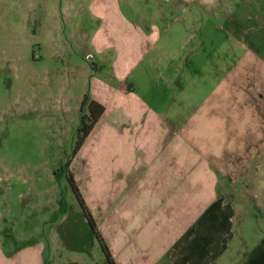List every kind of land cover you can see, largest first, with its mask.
I'll return each mask as SVG.
<instances>
[{
	"label": "crops",
	"instance_id": "crops-1",
	"mask_svg": "<svg viewBox=\"0 0 264 264\" xmlns=\"http://www.w3.org/2000/svg\"><path fill=\"white\" fill-rule=\"evenodd\" d=\"M194 13L206 14V0H0V62L35 59L37 40L27 38L44 30V116L76 115L79 126L87 92L104 107L69 171L117 264H264V199L243 198L234 178L264 163V104L251 102L263 91L214 88L215 100L208 93L199 104L204 115L187 118L159 64ZM19 15L28 23L17 24ZM18 28L27 35L22 58ZM66 77L74 104L63 98ZM254 173L264 190V166ZM83 190L103 191V225ZM79 214L85 231L65 214L30 246L0 243V264H108Z\"/></svg>",
	"mask_w": 264,
	"mask_h": 264
},
{
	"label": "rangeland",
	"instance_id": "rangeland-1",
	"mask_svg": "<svg viewBox=\"0 0 264 264\" xmlns=\"http://www.w3.org/2000/svg\"><path fill=\"white\" fill-rule=\"evenodd\" d=\"M198 4L194 1L192 8ZM186 16L188 18L189 14ZM26 18L19 15L17 24L28 23ZM192 18V24L187 21L186 29L182 30L180 23L177 24L176 45L171 46L170 53L159 62L168 64L169 77L176 80L174 85L170 84L172 89H177L171 103L185 101L181 88L186 87L187 92V88L191 90L189 98L186 94V103H181L183 108L179 109L176 103V110H183L187 118L195 112L204 115L206 105L202 109L199 104L208 93L211 100H215L213 92L217 87H225L229 92L250 88L257 98L262 91L264 94V79L261 78L264 75V0H206V14L194 13ZM180 32L183 34L178 35ZM30 35L27 38L22 29H17V57L26 54L21 45H26L30 39L37 40L32 52L35 59L0 62V243L12 240L17 246H30L33 240L44 238L45 231L54 225L58 215L57 220L65 214L72 215L76 227L85 231L79 216L83 212L70 185L64 176L54 177L72 156L78 118L76 115L44 116V82L47 81L44 77V30L36 32L33 29ZM251 38H255L256 44H250ZM185 55L189 57L187 62L182 60ZM64 80V101L74 104L71 99L77 91L69 85L67 77ZM251 102L264 104V100L258 99ZM263 166L261 157L247 164L242 173L234 177L246 200L251 198L257 203L264 199V190L256 186L254 173L255 170L260 172ZM248 183L250 188L246 187ZM83 192L102 220L103 191ZM58 198L59 208L54 202ZM62 205L65 212L59 214ZM245 210L246 206L239 211L240 216ZM257 211L260 213L258 207ZM245 222L246 225L259 223L252 218H246ZM256 224L248 229L250 238L257 236ZM97 251L103 256L99 247Z\"/></svg>",
	"mask_w": 264,
	"mask_h": 264
},
{
	"label": "trees",
	"instance_id": "trees-1",
	"mask_svg": "<svg viewBox=\"0 0 264 264\" xmlns=\"http://www.w3.org/2000/svg\"><path fill=\"white\" fill-rule=\"evenodd\" d=\"M104 112V107L96 102L95 100H93L91 98V95L89 92H87L84 97L83 100L81 102V107H80V124L77 128L76 134H75V143H74V148H73V152H72V156L70 157V159L68 160V162L64 165V167H61L58 171L57 174L62 175L65 177V179L67 180L68 184L70 185L77 201L78 204L92 230V232L95 235V238L102 250V253L104 254V257L106 259V261L108 262V264H117L108 248V246L106 245L102 235L100 234L99 230H98V226L96 223V220L94 219L92 212L90 211L88 205L86 204V201L76 183L75 178L73 177V175L71 174V172L69 171L70 168V163H71V158H73L78 151L81 149V147L83 146L84 142L86 141L87 137L90 135V133L92 132L93 128L95 127V125L97 124V122L99 121L101 115ZM65 212V206L62 205V207L59 210V214H63ZM59 217L56 216V218L54 219L55 221L57 220V218Z\"/></svg>",
	"mask_w": 264,
	"mask_h": 264
}]
</instances>
